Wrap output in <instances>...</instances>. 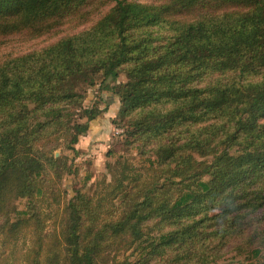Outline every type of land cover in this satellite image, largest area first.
I'll list each match as a JSON object with an SVG mask.
<instances>
[{
  "label": "trees",
  "instance_id": "1",
  "mask_svg": "<svg viewBox=\"0 0 264 264\" xmlns=\"http://www.w3.org/2000/svg\"><path fill=\"white\" fill-rule=\"evenodd\" d=\"M94 88L118 99L136 154L108 151L67 199L64 151L103 112L84 105ZM227 249L264 264V0H0V264H217Z\"/></svg>",
  "mask_w": 264,
  "mask_h": 264
},
{
  "label": "rangeland",
  "instance_id": "2",
  "mask_svg": "<svg viewBox=\"0 0 264 264\" xmlns=\"http://www.w3.org/2000/svg\"><path fill=\"white\" fill-rule=\"evenodd\" d=\"M104 9H106V7L101 9V11ZM89 25L90 23L79 27L73 24L72 26L64 25L56 34L43 36L33 40L25 35L17 37L8 45V49L25 54L51 44L65 35L80 32L86 29ZM122 81H124V78L120 77L119 82ZM96 89L97 88L87 90L84 105L85 107H90L94 102H97L96 107L103 112L90 123L87 133L80 137L79 142L75 146L77 156L74 157L72 153L64 151L68 157L73 159L72 162L77 169L76 175H66L62 180V187L67 193V199L73 195L74 188L82 185L85 177L88 176L90 178L85 186L87 189L96 180L106 175L105 165L107 162L113 161L106 156L108 151H112L114 157L119 154L126 157H134L136 154V150H132L127 154L119 145L121 130L120 128H116L112 123V121L118 117L120 107L118 99L115 96H112L109 92H102L97 96ZM101 101L105 102L103 103ZM106 103L108 105H106ZM58 155L59 152H55V156ZM16 205L19 210L23 209L21 202H18ZM15 250L19 255V243L15 246ZM242 260L243 257H237L235 252L227 249L217 264L243 263Z\"/></svg>",
  "mask_w": 264,
  "mask_h": 264
}]
</instances>
